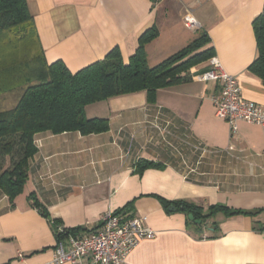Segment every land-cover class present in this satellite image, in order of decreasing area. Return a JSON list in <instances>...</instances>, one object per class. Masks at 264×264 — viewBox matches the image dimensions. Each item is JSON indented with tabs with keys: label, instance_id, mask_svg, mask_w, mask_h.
Instances as JSON below:
<instances>
[{
	"label": "crops",
	"instance_id": "0c3cea01",
	"mask_svg": "<svg viewBox=\"0 0 264 264\" xmlns=\"http://www.w3.org/2000/svg\"><path fill=\"white\" fill-rule=\"evenodd\" d=\"M27 3L48 64L62 61L76 74L115 48L127 64L140 35L156 27L158 38L146 46L153 67L206 34L242 96L264 106V85L249 71L257 56L253 21L264 0ZM188 12L200 29L185 28ZM209 61L153 98L139 92L87 106V117L109 119L106 133L37 134L23 193L10 202L0 191V264H53L60 230L84 236L109 211L146 217L157 233L125 264H264V130L241 122L230 136L213 102L221 83L197 80ZM144 161L163 167L139 172ZM30 194L48 217L33 207ZM177 202L212 215L196 224Z\"/></svg>",
	"mask_w": 264,
	"mask_h": 264
},
{
	"label": "trees",
	"instance_id": "16d2710c",
	"mask_svg": "<svg viewBox=\"0 0 264 264\" xmlns=\"http://www.w3.org/2000/svg\"><path fill=\"white\" fill-rule=\"evenodd\" d=\"M253 28L257 56L249 71L264 85V11L253 21ZM158 36L156 27L142 33L139 47L127 64L115 48L101 61L72 74L62 61L47 63L27 0H0V191L10 202L23 193L28 181L30 161L38 153L34 141L37 134L106 133L109 119L87 117V106L139 92L153 98L159 90L188 80L193 68L214 55L211 40L202 34L152 67L146 46ZM162 167L147 161L138 164L139 172ZM29 199L48 217L35 194ZM163 204L168 208L170 203L164 200ZM175 205L202 222L212 215H202L200 208L186 202ZM239 214L247 212L231 213ZM59 236L60 232L57 239Z\"/></svg>",
	"mask_w": 264,
	"mask_h": 264
},
{
	"label": "built area",
	"instance_id": "2783aa9c",
	"mask_svg": "<svg viewBox=\"0 0 264 264\" xmlns=\"http://www.w3.org/2000/svg\"><path fill=\"white\" fill-rule=\"evenodd\" d=\"M188 30L200 29V24L188 12L184 20ZM210 69L197 77L203 83L220 82L221 91L213 102L216 117L227 123L230 136L239 131L241 122L259 125L264 130V106L246 100L242 96L237 79L227 74L219 60L212 57ZM146 217L127 218L124 214L107 212L97 227L84 236L60 230V236L52 256L53 264H125L129 256L144 241L154 240L156 231L148 227ZM24 259L23 254H19Z\"/></svg>",
	"mask_w": 264,
	"mask_h": 264
},
{
	"label": "water",
	"instance_id": "95a60500",
	"mask_svg": "<svg viewBox=\"0 0 264 264\" xmlns=\"http://www.w3.org/2000/svg\"><path fill=\"white\" fill-rule=\"evenodd\" d=\"M188 218H189V220H190L191 222H194V223H196V224H201V223H202V221H200V220H195V219H194V216H193L192 214H190V215L188 216Z\"/></svg>",
	"mask_w": 264,
	"mask_h": 264
},
{
	"label": "rangeland",
	"instance_id": "374dc122",
	"mask_svg": "<svg viewBox=\"0 0 264 264\" xmlns=\"http://www.w3.org/2000/svg\"><path fill=\"white\" fill-rule=\"evenodd\" d=\"M188 171L190 170V168H186Z\"/></svg>",
	"mask_w": 264,
	"mask_h": 264
}]
</instances>
